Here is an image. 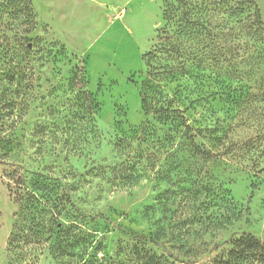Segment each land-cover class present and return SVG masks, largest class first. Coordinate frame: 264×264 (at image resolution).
Segmentation results:
<instances>
[{"label":"rangeland","instance_id":"rangeland-1","mask_svg":"<svg viewBox=\"0 0 264 264\" xmlns=\"http://www.w3.org/2000/svg\"><path fill=\"white\" fill-rule=\"evenodd\" d=\"M153 263L264 264V0H0V264Z\"/></svg>","mask_w":264,"mask_h":264},{"label":"trees","instance_id":"trees-1","mask_svg":"<svg viewBox=\"0 0 264 264\" xmlns=\"http://www.w3.org/2000/svg\"><path fill=\"white\" fill-rule=\"evenodd\" d=\"M260 18V17H259ZM258 22H261V18L258 19ZM143 95V92H142ZM85 96L90 97V94H87ZM151 99V98H150ZM155 100V99H154ZM161 100L158 99L156 100V103L154 105H157ZM93 102H91L92 104ZM143 104H144V108H146V112L151 111V109H153V106H150V103L148 102V96L147 95H143ZM162 104V103H160ZM160 111H163L162 115L160 114V117H162V119H164L166 122L171 123L172 125H174L175 128H185L186 130H191V127L189 125L186 124V119L184 118L183 114L181 111L179 110H174L172 109L171 106H169L167 108L166 111L165 107L163 105H161ZM159 110H155V112L157 114H159ZM244 245H247L249 248L253 249L254 251H258L261 243L258 241V239H256L255 237L249 236L243 239H239L235 242V250L232 252V254H234L235 256H238L239 254L244 253ZM155 264V263H153Z\"/></svg>","mask_w":264,"mask_h":264}]
</instances>
